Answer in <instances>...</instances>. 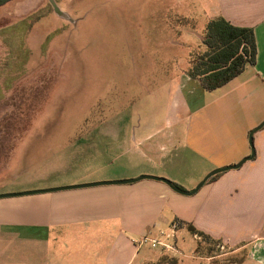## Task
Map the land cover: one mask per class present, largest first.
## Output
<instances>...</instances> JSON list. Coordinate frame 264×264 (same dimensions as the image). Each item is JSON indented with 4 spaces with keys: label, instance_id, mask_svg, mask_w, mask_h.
<instances>
[{
    "label": "rangeland",
    "instance_id": "obj_1",
    "mask_svg": "<svg viewBox=\"0 0 264 264\" xmlns=\"http://www.w3.org/2000/svg\"><path fill=\"white\" fill-rule=\"evenodd\" d=\"M176 2L12 0L0 7V152L7 153L11 140L16 141L10 164L0 171V186L18 188L30 177V186L66 185L98 167L129 175L165 166L166 173L176 172L169 165L181 156L170 155L175 147L183 153L186 128L196 119H179L177 84L204 50L200 39L208 23L200 7L189 6L195 26L186 25L175 15ZM206 101L195 110L211 102ZM134 140L142 143L145 156L130 150ZM157 141L166 144L164 150L147 152V145ZM173 219L158 231L182 253L177 255L181 264H211L196 256L201 239L186 228L167 238ZM12 240L0 238V264H106L110 243L77 242L80 251L75 241L63 240L64 257L49 253L53 240L25 248ZM214 247L221 264H253L250 255L243 261V250L235 252L224 243ZM21 249L26 250L22 255ZM148 251L156 260L163 252L143 246L136 264ZM234 256L235 261L225 262Z\"/></svg>",
    "mask_w": 264,
    "mask_h": 264
},
{
    "label": "crops",
    "instance_id": "obj_2",
    "mask_svg": "<svg viewBox=\"0 0 264 264\" xmlns=\"http://www.w3.org/2000/svg\"><path fill=\"white\" fill-rule=\"evenodd\" d=\"M189 6L200 7L208 22L223 17L235 26L253 28L258 55L256 65H248L243 73L214 91H206L199 81L187 74L179 77V119L189 116L196 119L186 128L183 153L175 147V154L170 155L178 158L176 153H179L181 156V160L169 165L176 172L166 173L165 166L164 169L141 170L129 175L117 171L102 172V167H98L94 172L73 176L75 179L66 181V185L52 182L30 186V177L18 188L0 186V195L135 179L131 175H169L173 183L191 191L210 171L237 164L250 156L249 134L264 121V0H177L176 17L195 26L188 18ZM184 7L187 8L185 11ZM200 41L202 43V38ZM205 99L207 103L211 102L205 108L195 110ZM189 106L194 107L186 113L183 108ZM181 122L180 129L184 130ZM237 125L240 130L236 131ZM15 144L16 141L11 140L7 153L0 152V171L10 164L9 154ZM140 144L134 140L130 150L143 155ZM165 147L166 144L157 141L147 145L146 151L159 152ZM254 148L253 160L240 169L208 181L190 197L174 192L163 182L141 180L136 182L139 184L101 185L0 198V238L12 237L20 248L30 242L48 245L53 240L54 247L49 253H57L56 256H64L61 251L63 240L75 241L80 251L82 248L77 242L83 241L86 246L85 242L95 241L101 246L102 242L110 241L106 264H136L140 251L136 241L148 232L159 233L158 228L172 223L175 218L191 223L235 252L247 250L253 264H264V128L254 135ZM93 151L97 154L98 150L94 148ZM186 159L190 160V166L184 165ZM53 232L57 235L52 236ZM25 251L21 249L18 253L22 255ZM147 253L139 264L156 260L149 251Z\"/></svg>",
    "mask_w": 264,
    "mask_h": 264
},
{
    "label": "trees",
    "instance_id": "obj_3",
    "mask_svg": "<svg viewBox=\"0 0 264 264\" xmlns=\"http://www.w3.org/2000/svg\"><path fill=\"white\" fill-rule=\"evenodd\" d=\"M12 0H0V7L10 3ZM186 24H189L186 21ZM203 51L198 52L197 58L193 61V66L187 71V75L199 81L206 91L219 89L244 72L248 65H256L258 48L255 31L249 27H238L223 17L210 20L207 23L204 36L202 37ZM220 176L216 175L209 180L214 181ZM177 187L183 189L175 183ZM178 229L186 228L195 238L201 239L195 250L199 259H210L211 264H221L215 254L214 245L220 244V240H215L209 235L197 230L191 223L175 220ZM208 242V246H203ZM244 259L249 255L247 250ZM247 251V253H246ZM162 252V251H161ZM215 254V255H214ZM234 258L225 259L235 261ZM184 260L169 252H162L157 260L146 264H181Z\"/></svg>",
    "mask_w": 264,
    "mask_h": 264
},
{
    "label": "water",
    "instance_id": "obj_4",
    "mask_svg": "<svg viewBox=\"0 0 264 264\" xmlns=\"http://www.w3.org/2000/svg\"><path fill=\"white\" fill-rule=\"evenodd\" d=\"M264 128V121L255 129H253L250 134H249V143L251 146V155L244 158L239 162L238 164L231 165L229 167H224L220 169H216L212 172H210L199 184L198 186L191 190V191H186L183 189H180L173 183L171 180L166 179V178H160V177H155V176H141L139 178L135 179H130V180H118V181H105V182H98V183H92V184H83V185H76V186H70V187H63V188H54V189H48V190H40V191H33V192H24V193H17V194H5V195H0V198L4 197H11V196H20V195H28V194H37V193H43V192H56V191H64V190H70V189H80V188H87V187H95V186H101V185H119V184H130V183H136L141 180H155L159 182H163L166 184L168 187H170L174 192L183 195V196H194L196 195L204 186L205 184L214 176L231 171V170H237L240 169L245 163L248 161H251L254 159L256 152L254 148V135L262 130Z\"/></svg>",
    "mask_w": 264,
    "mask_h": 264
},
{
    "label": "built area",
    "instance_id": "obj_5",
    "mask_svg": "<svg viewBox=\"0 0 264 264\" xmlns=\"http://www.w3.org/2000/svg\"><path fill=\"white\" fill-rule=\"evenodd\" d=\"M178 228V224L174 223L172 226V234L167 235V238H173V232H176ZM164 234L159 232L158 235H154L152 232H148L144 234L140 239L136 241L139 248L143 246H149L152 249H159L164 252L173 253L174 255H182V253L178 250L175 244L167 242L163 239Z\"/></svg>",
    "mask_w": 264,
    "mask_h": 264
}]
</instances>
